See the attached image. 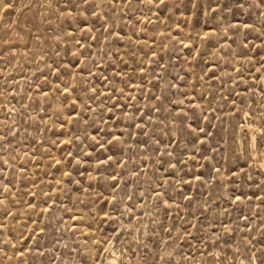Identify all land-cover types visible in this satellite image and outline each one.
Wrapping results in <instances>:
<instances>
[{
	"label": "rangeland",
	"instance_id": "1",
	"mask_svg": "<svg viewBox=\"0 0 264 264\" xmlns=\"http://www.w3.org/2000/svg\"><path fill=\"white\" fill-rule=\"evenodd\" d=\"M0 264H264V0H0Z\"/></svg>",
	"mask_w": 264,
	"mask_h": 264
}]
</instances>
